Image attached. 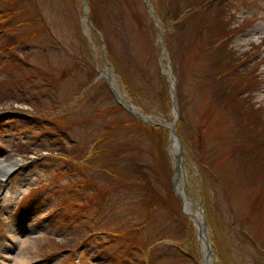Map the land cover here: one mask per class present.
Here are the masks:
<instances>
[{
	"label": "rangeland",
	"instance_id": "374dc122",
	"mask_svg": "<svg viewBox=\"0 0 264 264\" xmlns=\"http://www.w3.org/2000/svg\"><path fill=\"white\" fill-rule=\"evenodd\" d=\"M8 2L21 13L0 26V81L11 61L8 50L20 39L25 41L20 50V58L27 60L25 74L32 71L36 76L26 84L31 105L7 101L0 106V161L19 168L3 194L0 182V248L11 251L0 252V264H124L126 246L105 230L145 216L151 221L143 231L144 239L157 247L151 264H198L197 234L173 193L169 132L161 128L163 133L142 136L136 128L125 126L132 123L133 115L126 110L108 112L115 103L105 90L93 87L79 98L93 69L96 74L108 73L103 42L90 24L88 28L83 24L87 21L83 0ZM93 3L125 99L151 116V122H174L176 115L181 120L177 131L189 186L202 204L215 264H264V34L246 42L248 34L264 28V0H211L206 6H201V0H150L156 24L146 0ZM195 5V12L183 15ZM88 12L90 19L91 6ZM4 27L6 32L1 30ZM219 27L221 31L215 32ZM211 32L219 39L213 40ZM223 33L228 39H223ZM4 60L9 62L6 68L1 67ZM232 60L243 64L217 79L220 66L231 65ZM162 65L174 76L178 112ZM235 82L244 84L238 89L241 110L222 95ZM38 97L46 99L45 107L37 104ZM250 110L259 125L256 119L244 121L243 113ZM115 125L119 137L106 132L105 147L109 149L111 141L118 149L121 143L115 139L128 140L136 155L142 154L148 166L158 168L155 175L147 172L155 177L159 204L147 215L148 209L143 211L132 194L125 199L113 197L115 208L104 199L105 211L92 220L87 245L68 246L63 240L80 223L72 225L70 233V224H65L77 220L74 207L91 191L88 186H73L94 175L98 180L96 158L83 155L101 128ZM60 131L65 133L64 148L49 136ZM56 147L63 152L75 150L78 160L73 163L79 169L75 168L74 176H67L71 163L60 158L58 150L54 152ZM14 159L23 161L22 165ZM84 219L88 223L91 218ZM131 261L142 264L138 254Z\"/></svg>",
	"mask_w": 264,
	"mask_h": 264
},
{
	"label": "trees",
	"instance_id": "16d2710c",
	"mask_svg": "<svg viewBox=\"0 0 264 264\" xmlns=\"http://www.w3.org/2000/svg\"><path fill=\"white\" fill-rule=\"evenodd\" d=\"M201 6L208 5L211 0H201ZM89 4L91 6V12L93 11V15L91 17V20L95 25L100 29V25L97 22V15H96V9L93 3V0H89ZM8 10H6L4 13L5 15H18L21 11L17 9V7L10 3L8 6ZM199 7V6H198ZM196 10L193 9L188 14H191L195 12ZM28 24V20L26 21ZM215 32L221 31V28ZM212 39L217 40L215 35L211 32ZM223 39H228V34L223 33L221 34ZM18 43L14 45V47L10 48L11 52H9L8 57H10V63L7 68V74L6 78L2 81H0V106L7 103V101H19L22 103H28L31 104V101L29 100V95L26 93L27 91V85L31 82V79H35V74L29 72L28 74H25L27 71L26 58H20V47L22 46V41L18 40ZM219 43V41H218ZM223 43H219V45H222ZM24 45V44H23ZM224 45V44H223ZM18 50V51H17ZM16 55V56H15ZM227 61H230L231 58L227 56ZM223 59L221 60V62ZM233 61V60H232ZM7 66V64H6ZM225 66V67H224ZM222 69V70H221ZM229 69H235L232 65H223L220 66L219 71H223V73L226 72V70ZM93 75L91 77V82L95 80L96 74L95 69H93ZM46 83H48L45 80ZM27 84V85H26ZM236 82L234 83V85ZM232 86L231 84L225 88L222 92V95H224L225 100H230L231 103L235 105L238 109L241 110V102L240 100V94L238 95V89L239 87H243V82L240 85ZM101 86V85H100ZM99 86V89H100ZM3 88H6L7 90L3 92ZM101 88L106 91V94L108 96V100H113L112 94L109 92L106 84L102 85ZM233 88V89H232ZM21 96V97H20ZM34 99V98H32ZM111 99V100H110ZM45 101V99H42ZM38 103H41L42 101L40 99H36ZM238 104V106H236ZM240 104V105H239ZM46 104L43 102V106ZM35 109L37 106H33ZM124 111L121 107H118L117 105H114L112 110L108 112H116V111ZM107 112V113H108ZM255 112L251 114V110L249 112L243 113L246 116L244 117V121L246 123H250L251 121H255L253 119H256L255 124L259 125V118L253 117L252 115ZM125 126H132V128H136L137 131L142 136H147L149 134L155 133H163V130L161 128H152L143 125L141 122H139L136 119H133L132 123H127ZM126 128V127H125ZM114 127H108V128H101L100 132L96 136V138L93 141V155L90 158L91 160H97V163L100 165L98 167V171L94 169V172L98 174V180L95 179V175L90 177L89 179H84L82 184L88 185L91 184L93 187V193L92 198L86 203V208H91L93 205L97 203H101L106 199V201H109L110 208L112 207V198L116 196V198L125 199V195L129 196L132 194L133 200L140 206V208L147 212L146 214L149 215L153 210H155V207L159 204L158 199V192L157 187L155 186L154 182L152 181V175H149L147 170L150 171V173L155 174L156 168L154 169L151 166H148L146 162L142 160V154L136 155V151L134 150L133 142H129L128 140H125L124 142L121 139H114L121 143L119 145V148L117 149V146H113V143L110 141V147L109 149L105 147V144L107 142V138L102 134L104 131H114ZM264 129V127H263ZM64 132H61V135L59 137L55 138L56 136L53 135L52 139H58L56 142V145L64 148L65 147V139H64ZM129 134L127 133L125 137L127 138ZM119 137V136H116ZM123 138V136H122ZM124 139V138H123ZM133 146V147H132ZM77 147V146H76ZM113 150V152H112ZM66 153L68 156L69 162L73 163L75 159H77L75 154V150L63 152ZM68 153V154H67ZM89 159V160H90ZM74 164V163H73ZM77 164V163H76ZM75 165V164H74ZM79 165V164H78ZM72 169H74V166H70ZM79 169V168H78ZM72 172H69V174ZM94 208V207H93ZM136 212L137 208L134 207ZM114 211V210H112ZM132 216V213H130ZM149 217L145 216L143 219V223L140 225H135V223L140 222V218L138 221H126L125 224L122 226L120 230L123 232V236L126 237L123 239L125 243H128V252L131 255L133 252L138 251L139 253L145 252L146 245H143L142 243V233L145 228V225L147 223V220ZM133 251V252H132Z\"/></svg>",
	"mask_w": 264,
	"mask_h": 264
},
{
	"label": "bare ground",
	"instance_id": "6f19581e",
	"mask_svg": "<svg viewBox=\"0 0 264 264\" xmlns=\"http://www.w3.org/2000/svg\"><path fill=\"white\" fill-rule=\"evenodd\" d=\"M84 12L88 13V9L84 10ZM84 19L83 24L88 28L89 24ZM261 34H264V28L261 30L253 31L250 34L246 36V42L250 43L251 41H254L258 38V36ZM245 39V38H244ZM111 85L115 89V91L118 93V96L122 99L126 100L124 95L122 94V91L119 88L118 81L115 77V74L111 77ZM133 110L136 111L138 114H140V111L133 107ZM143 119H147L150 121V119L146 115H141ZM163 125H165L168 129L172 130V127L174 126V122H167L163 121L161 122ZM170 154L172 157V167H173V185H174V192L176 196L178 197V200L180 201L182 213L185 218V220L192 226L197 234V239L199 243V247L201 250V257L202 262L204 264H215V258L214 255L211 256L209 252V246L207 245V233L205 228V222L202 212V207L197 204L196 197H192L191 188L189 186V177H188V171L185 164V156L180 155V149H179V143L176 134L171 133L170 136ZM14 161L17 164L21 163V160L14 159ZM13 169V163L7 162L5 159L3 161H0V178L3 180L7 176V174L10 172V170Z\"/></svg>",
	"mask_w": 264,
	"mask_h": 264
},
{
	"label": "water",
	"instance_id": "95a60500",
	"mask_svg": "<svg viewBox=\"0 0 264 264\" xmlns=\"http://www.w3.org/2000/svg\"><path fill=\"white\" fill-rule=\"evenodd\" d=\"M85 5H87V2H85ZM147 6L149 7V0L147 1ZM149 11H150V13H151V15H152V17L154 18V15H153V12H152V10L149 8ZM114 93H115V91H114ZM116 94V93H115ZM132 113H134L135 114V116L138 118V119H140V120H142L144 123H147L145 120H143L142 118H141V116L137 113V112H135V111H133L132 110V106L131 105H125ZM147 124H151V125H155V124H152V123H147ZM161 126H163V127H165V128H167L165 125H161ZM168 129V128H167ZM171 133H174V134H176V136H177V139H178V143H179V149H180V155L181 156H183V151H184V148H183V143H182V140H181V138H180V136L177 134V132H176V123L174 124V126L172 127V130H170V129H168ZM200 205V204H199ZM201 206V205H200ZM202 207V206H201ZM205 228H206V233H207V224L205 223ZM207 245L209 246V252H210V254H211V256H213V251H212V248H211V246H210V240H209V238H207Z\"/></svg>",
	"mask_w": 264,
	"mask_h": 264
}]
</instances>
